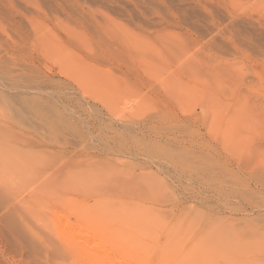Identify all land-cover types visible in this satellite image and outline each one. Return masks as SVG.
<instances>
[{"label": "rangeland", "instance_id": "obj_1", "mask_svg": "<svg viewBox=\"0 0 264 264\" xmlns=\"http://www.w3.org/2000/svg\"><path fill=\"white\" fill-rule=\"evenodd\" d=\"M14 2L18 3L25 14L22 21L26 25L23 30H18L13 24L0 20L1 53L12 58L20 68L29 67L26 58L32 57L37 70L51 75L53 82L34 90L32 83H24L20 90L24 93L17 90V93L8 92L7 98L0 96V127L8 129L10 136L17 138L16 143L20 146H25L26 143L36 145L31 150L34 154L44 150L39 147L41 143L58 141L56 148L61 151L66 149L64 159L70 170L80 172V175L85 171L89 177L99 176L91 177L92 181L102 179L96 185L97 180L92 183L86 177L87 180L90 179L91 186H97L95 189L94 186H87L81 193L69 191V195L63 196L64 199L57 197V200L50 201L55 200L53 203L42 204L39 208L30 202V191L34 190L35 184L30 188L25 186L22 190L18 188L19 190L8 191L7 200L0 202V264H85L68 245L69 241L64 235L67 222L73 226L98 227L96 232L99 241L106 242L108 247L117 243L116 248L113 245L115 250L123 254L147 257L150 264H264V181L261 182V175L258 174L264 173V117L261 115L260 118L258 113L262 110L264 112V0ZM32 12L35 16L30 15ZM30 16L36 22L29 24ZM35 28L41 31L44 28V32L48 28L52 32L50 45L53 48L49 52L41 42L37 44L39 34ZM89 30L100 33L102 39L112 38L110 43L113 48L110 50L114 51L113 56L117 55L113 62L105 63V60H99L102 58L99 55L100 49H93L100 57L97 59L100 63L94 61V65H98L99 70L104 71L107 77L104 76V81L99 86L100 90L106 86L103 93L95 86L93 87L97 90L91 87L95 93L87 88L89 94L85 93L86 96L96 95L92 100L95 99L97 103H89L90 106L79 93V84L75 79L73 83V77L69 79L70 77L63 75L59 65L62 58L59 52L61 47L78 48V43L88 33L94 39V34ZM126 37L141 39L146 45L156 47L150 53L160 66L146 70L140 62L141 57L135 60L137 51L124 41ZM96 43L99 45L103 42L95 38L93 47ZM193 55L199 56L198 59L203 61L198 67L199 72H196L199 77L189 74L188 67L180 64L183 59ZM167 58L169 61L177 58L178 63L170 61L173 63L171 65L169 61L166 62ZM177 75L182 79L181 83L176 78ZM173 76L176 77L173 79ZM170 83L172 86L174 83L176 85L170 87ZM184 84L188 86L186 88L194 87L197 90L193 89L192 94L186 88L178 89ZM214 91L220 92L217 95L222 102L215 97L217 95ZM63 93L72 97L68 108L61 107L60 114L70 117L75 111H80V114L88 118L101 113L120 124L127 121L128 114L134 113V109L141 105L142 110L134 115L137 122H151L154 118L161 121L162 125L159 123L158 126L175 127L184 142L183 147L193 150L195 154L200 151L208 154V165L195 160L200 169L198 173L194 171L178 175L179 173H175L167 165L162 166L156 159L146 161L136 155H100L98 143L92 138L98 134L97 131L94 132L95 129L84 124V130L82 126V129L78 127L73 130L66 124L61 125L63 122L60 121L59 114L54 111L56 115L52 114L49 103ZM97 96L101 97L100 101L96 100ZM242 97L250 99L251 107L261 108L258 112L253 108L252 143L251 147L248 145L245 148L242 145L240 147L239 143H229L231 132L236 134L239 129L219 122L222 116L223 119L231 116L230 106L238 102L244 103ZM45 112L47 115L51 114V119L52 116L53 119L57 117V121H42ZM65 129L69 133L74 131L71 134H76L81 139L86 137L84 140L75 139ZM243 132L244 130L239 134L246 135ZM22 137L25 139L22 140ZM148 138L149 136L145 138L146 141H149ZM194 157L192 155L196 159ZM93 161H97L98 166ZM250 168L254 169V178L251 177ZM107 170L116 171L113 173L118 175V183L115 182L116 176ZM105 173H108L106 178ZM141 177L151 185L143 186V182L139 181ZM107 178L112 183L109 187ZM5 179L7 177L3 180ZM222 182L225 185L219 188L218 183ZM235 188L244 195L249 190L255 192L252 199H255L256 211L250 208L244 198L232 193ZM68 200L73 202L74 207L77 204L75 209L79 211L74 209L72 203L66 204ZM230 247L231 251L228 253ZM93 248L99 250L98 246Z\"/></svg>", "mask_w": 264, "mask_h": 264}, {"label": "bare ground", "instance_id": "obj_2", "mask_svg": "<svg viewBox=\"0 0 264 264\" xmlns=\"http://www.w3.org/2000/svg\"><path fill=\"white\" fill-rule=\"evenodd\" d=\"M23 10H24V8H23ZM27 10H29V9H27ZM24 15L25 14L22 13L21 9L18 6V3L16 4L14 2V0H0V20L5 21V23H8L9 25L13 24L14 27L16 26L15 29L23 30L24 25H26L22 21V18L24 17ZM30 15L35 16L33 14V12ZM34 18H38V17H34ZM31 22H36V21H33V17L30 16V18L28 19V23L32 24ZM36 24H39V23L37 22ZM0 27H1V22H0ZM38 27H40V26H38ZM35 30L38 32L37 34H39V36H37V40H36L37 44H38V42H41L42 46H45L46 51L49 52L50 49L53 48L52 45H50L52 43V32L48 31L49 30L48 28H47L46 32H44L45 31L44 28L42 31L38 30L36 28H35ZM89 31L91 32V30H89ZM94 31L97 32L98 29L94 30ZM95 32L94 33L91 32V33L94 34L96 39L103 42L101 44L99 43V45L96 43L100 48L96 47L97 45L95 47H93V45H95L94 44L95 38L93 39L92 34L88 33L87 35H84L83 37H82V35H80L82 37V40H80L81 43H78L80 45L78 48L70 49V48L61 47V49L59 50V52L61 53V57H62L60 59L59 65H60V69H61L63 75H65L66 77H70L69 79H71L73 77L72 81L75 79L74 81H76V83L79 84V86H80V89H79L80 92L79 93H81L83 100L85 102H87L88 105H89V103L92 104V102L93 103L96 102L95 99H94V101L92 100L93 97L95 98L96 95L95 96L91 95L92 98H91V96H86L85 93H87V95L89 94L88 93L89 90L87 88L90 89V92L91 91L93 92L94 91L93 89L97 90V88L100 90L99 86H101V83H103V81H104V76H106V74L103 73L104 71L101 72L100 71L101 69L99 70V67H97L98 66L97 64H96L97 66L94 65V61L97 63H100L97 60L100 57L97 56L98 52H95V53L93 52V49H96V51H97V49L98 50L100 49L99 52L101 54L99 53V55H101L102 58H100L99 60L101 62H102L101 59L105 60L106 61V62L104 61L105 63H107V62L110 63L109 61L113 62L114 58L117 59L116 58L117 55L113 56L114 51L112 50L113 51V53H112V51L110 50V48L112 47V44L110 43L112 41L111 40L112 38L111 39L109 38L110 39L109 40L105 37L106 36L105 35L104 36L105 38H103L104 39V41H103V39L99 36L100 33L96 34ZM110 32H112V30ZM110 32L108 31V34ZM103 33H105V32H103ZM111 34H112V37H114L113 33H111ZM111 34H109V35L111 36ZM85 36H87V37H85ZM110 36H108V37H110ZM34 41H35V39H34ZM124 41L126 43H128L130 46H132L133 47L132 49L134 51H137L138 56H135V60L138 59L139 57H141L140 62H142L144 64L146 70H150L151 68H153V66H160V64L158 62H156L155 59H153L152 54L150 53L153 50H156L155 49L156 47L153 48L151 45H146L147 43L141 39H132V38L126 37V39H124ZM31 42H33V41H31ZM31 45L32 44H30V46ZM102 47L107 48L109 50L102 49ZM167 55H168V53H167ZM193 57H195V56L193 55L189 58L183 59V61H181L180 64L187 66L189 74L196 76L197 75L196 72L198 71V67H200V65L203 64V61L201 62V60L198 59L199 56L195 57L194 60H191V58H193ZM169 58H170V56H169ZM26 59H27V64L29 65V67L20 68L18 65H16L17 64L16 62L12 61L13 60L12 58L8 57L7 55H3V53H1V49H0V96L1 97L7 98V93L10 91H14V92L16 91V93H17L18 92L17 90H19V92H22L20 90H21V87L24 83H26V84L32 83L33 84L32 90L40 89L43 86H48V83L52 84L53 77H51V75L48 76L47 74H43L42 72H39V70H37V68L35 66V63H34V60L32 57L31 58L27 57ZM176 60H178V59L176 58ZM132 61H133V57H132ZM168 61H169V59L166 62L169 63L171 61V59L169 62ZM175 61L172 60L171 62L174 63ZM12 62H14V63H12ZM171 62H170V64H171ZM161 63H163V62H161ZM27 64L25 66H27ZM103 65H105V64H103ZM101 66H100V68H101ZM16 67H18V68H16ZM102 77H103V79H102ZM175 77L176 76H173V79ZM178 77L179 76L177 75L176 78L180 79V77L179 78ZM197 77H199V76L197 75ZM182 78H183V76H182ZM193 78L195 80H197L195 77H193ZM109 80H111V79H109ZM181 80L182 79L179 80L180 83H181ZM74 81H73V83H74ZM179 81L177 82L178 85H179ZM62 83H63V81H62ZM107 83H110V82H107ZM98 84H100V85H98ZM110 84H108V85L110 86ZM170 84H171L170 85V87H171L172 83H170ZM174 84L172 87H174ZM185 84H184V86H181V87L179 86L180 88H178V89H181L182 87L183 88L188 87ZM103 85L104 84H102V86ZM93 86H95L97 88H94ZM128 86L129 85H127L126 88H128ZM91 87H93L92 90H91ZM114 87H115V85H114ZM104 88H106V86ZM104 88H102V90H100V91H102L100 93H103ZM193 89H195L194 91L197 90L194 87H192V89L186 88L185 90H188V92L191 90L190 93H192ZM172 91H173V89H172ZM22 93H24V92H22ZM94 93H95V91H94ZM218 93H220V92L214 91L215 95H217ZM232 94H233V92H232ZM68 95H70V94H66V93L60 94L59 97H57L54 101L49 103L48 107L51 108L52 112L54 111L57 115L59 114L58 117H59L60 121L63 122L61 125L66 124L68 126V128L72 127V129L74 128L73 130H77L76 128H78L82 125L84 126V124H88V126L91 127V129L92 128L95 129L94 132L97 131L98 134L94 137L92 136V138L96 139V141L98 143V153L100 155L105 156V154H107V155L114 154V155H118V156H122V157L136 155L138 157H143L146 161H148L150 159L154 161L156 159V160H158L159 163L162 164V166L167 165L175 173H179L178 175H183V174H187L190 172L194 173V171H196L198 173L200 169H199V166H197L195 164V160L197 161V163L201 162L200 164L208 165V162H209L208 161V154H206L205 152H204L205 154H202L201 151L198 154H195L193 150H190V149L183 147L182 146L183 141L180 139V137L178 135L179 131L175 127H173V126H168V127L158 126V124L161 121L154 119V118H153V120H151V122H145V121L144 122H137L136 119H134L135 118L134 115H135V113L137 114L142 110L141 105H139V107L134 109V113L131 112L130 114H128V116L126 117L127 121H122V122L120 121L121 122L120 124H116L115 123L116 121L110 119L111 117L107 118L106 116H104V114H101V113H99V115L101 114L100 116L97 114L98 116H94V117L92 116L89 118L84 116L83 114H80V111L79 112L75 111L76 113L73 112L71 117L66 116L67 114L65 116L63 114L61 115L60 114L62 111L61 107L68 108V104H70V102H71L70 97H72V96H68ZM221 96H222V94H221ZM215 97L218 98L222 102L221 97L219 95H217ZM215 97H213V98H215ZM82 98H81V100H82ZM97 98H98V96L96 97V100L100 101L101 97L98 98L99 100ZM243 98L244 97H242V99ZM103 100H101V101H103ZM143 101H144V99H143ZM216 102H218V101H216ZM243 102L244 103L238 102L236 105L233 104L232 106H230V109L232 110V111L229 110L231 112L230 113L231 116H227V117H225V119H223V116H222L223 120L219 119V122H221V123L223 122L224 124H227V126H229L230 128L232 126L235 129H239L238 133H236V134H233L231 132L230 137H229V139H230L229 143H232L233 145H234V143L235 144L239 143L240 147L242 145V147L245 148L244 146H248V145L251 147V143H252V141H251L252 140L251 115H252V112L254 111L253 108L256 111L258 109H260V111H261V108L258 107V109H256L255 106L251 107L250 106V99L247 100L244 98ZM100 103H98V104H100ZM213 105H215V104H213ZM261 105H260V107H261ZM93 106H94V104H93ZM93 106H92V108H93ZM216 108L219 110L218 106H216ZM263 108H264V106H263ZM54 112L52 114H54ZM258 113L260 115V118H261V115L264 117L263 110L261 113L260 112H258ZM56 114H54V115H56ZM43 115H42L43 116L42 121H45L46 123H48V122L53 123V121L51 122V120L54 118V116H52V119H51L50 118L51 114L49 115V113H48V115H49L48 116L47 113L45 112V113H43ZM129 115H130V117H129ZM138 115H140V114H138ZM218 116H220V115L218 114ZM162 117L163 116H161V118ZM157 118H159V116ZM164 118H163V120H164ZM55 119H53V120H55ZM57 119L55 121H57ZM253 121H254V119H253ZM160 124L162 125V123H160ZM56 125H57V123H56ZM83 126H82V128L84 130ZM72 129H70V131H73ZM242 130H244L243 133H246V135L242 134V133L239 134L240 132H242ZM66 131H68V130H66ZM73 132L69 133V131H68L70 136L72 135L73 137H75V139L76 138L81 139L80 137L76 136V134H75V136H74V134H71ZM94 132L92 131L91 133H94ZM83 133H85V132H83ZM86 133L88 134L89 132L86 131ZM91 135H93V134H91ZM146 135L149 136V138H150V139L148 138L149 141H146V139H145L147 137ZM12 137L10 136L8 129L5 130L4 128L2 129V126L0 127V187L2 188V189L0 188V202L2 200H4V202H5V200H7L6 194L9 193L8 191H10V190L14 191V189H18V188L21 189L25 186H27V187L29 186V188H30L33 184H35V185H33V186H35L34 190L32 189L33 191H30V192H32L31 193L32 197H31L30 202H31V204H34V206H38L37 208H39L42 206V204H48L52 199H56L57 197L59 199V198H62L63 196L65 197V195H69V194H67L69 191L70 192L73 191L74 193H75V191H79V192L84 191L85 187L87 189V186H89L90 188L94 186L93 189H95V186L99 184V183L97 184L98 180L102 179V177L97 179L99 176L98 177L95 176L97 178L93 179V181H92V178H95V177L93 175H91L92 178L89 177V175H88L89 172L87 174L88 176H86V174L84 173L85 171L84 172L81 171V172H83L81 174L82 175L81 176L80 172H75L74 170H70L67 167L69 165H67L66 160L64 159V157L66 156V149L64 148L61 151V150L56 148V146H57L56 144L58 141H50L48 139L49 140L48 142H43L39 146V147L43 148L44 150L39 151V153L37 152L34 154L32 151H33L34 146H36V145L32 146L31 144L26 143L25 146L22 145V146H24V148H23L18 143H16L17 138L14 139ZM85 137H82L81 140H84ZM24 139H25V137L22 140H24ZM64 142H65V140L63 141V143ZM66 142H67V140H66ZM79 145H81V144H79ZM95 145H97V144H95ZM93 148H94V146H93ZM254 148H256V146ZM260 149L262 150L263 148H260ZM244 151H246V149ZM257 151L258 150L256 149V152ZM263 151H264V149H263ZM253 152L255 153V151H253ZM259 153H257V154H259ZM251 154H253V153L251 152ZM76 155H79V153H77ZM76 155H75V157H76ZM154 155H156V156H154ZM192 155H195L194 158H196V159H193ZM88 156H90V155H88ZM88 158H86V160H90ZM104 159L105 158H103V160ZM110 161H113V160L110 159ZM92 163H95V161H93ZM71 164L72 163H70V165ZM95 164L98 166L97 161ZM95 164H93V165L95 166ZM101 166H102V164H101ZM109 166H110V164H109ZM251 168H253V167H251ZM251 168H250V170H251L250 174H251V177L254 178V169H251ZM91 170H93V169H91ZM103 171L106 172V170H104V169H103ZM103 171H102V174L104 173ZM109 171L112 173L114 172L113 170L112 171L109 170ZM109 171H108V173H109ZM162 172H164V171H162ZM202 172H204V170ZM202 172H201V174H202ZM261 173H263V172H261ZM261 173H258V174L261 175V177H259V178L262 182V181H264V178H263L264 173L263 174H261ZM107 174H106L105 178L107 177ZM118 174H120V173H118ZM112 175H114V177L116 176L117 179L115 178L116 179L115 182L118 183V175H116L114 173ZM112 175L109 174L108 176L112 177ZM199 175H200V173H199ZM5 177H7V179L3 180ZM86 177L90 178L91 180L90 179L89 180L92 183H94V181L97 180L95 182L96 185L93 184L91 186L92 183L89 180H87ZM114 177H112L113 180H114ZM108 179H110V178H107L106 180H108ZM110 180H108V182H109L107 184L108 187L110 186V184H112L110 182ZM34 181H37V183ZM105 181H102V182L104 183ZM139 181L143 182V186L148 185L147 181H144V178L142 179V177H141V180H139ZM223 182L218 183V184H220L219 185L220 187L218 186L219 188L224 187L225 184ZM104 184H106V182ZM126 184H127V182H126ZM103 185H102V188H103ZM149 185H151V183H149ZM232 193L234 195H236V197L240 196L241 198H244V200L248 202L250 208L254 209V211H256V202H255V199H252L254 197L252 194H255V192L249 190V191H247V195H244L241 191H239L237 188H235ZM9 197L10 196H7V198H9ZM64 197H63V199H64ZM53 201H55V200H53ZM53 201L50 203H53ZM76 202L77 201H75V203ZM67 203H70V201L66 202V204ZM71 203L73 206V202H71ZM25 206H26V204H25ZM43 207H44V205H43ZM75 207H77V204ZM75 207H74V209H75ZM3 209H4V207H3ZM77 210L79 211V209H77ZM41 211H40V213H41ZM37 213H38V211H37ZM8 214H9V212L6 215H8ZM8 218L11 220L10 216H8ZM89 227L90 226L87 227V226H83V225L82 226L81 225L73 226L71 223L67 222V228H66V230H64L65 231L64 235L66 236V239L70 243V244L68 243V245H70L72 250H74L77 253L80 260L84 261L85 264H150L149 261H147L148 260L147 257L139 256L136 254H123V253L115 250L117 243H115V244L112 243V246L109 245L111 247H108V245H106L107 244L106 242L104 243L103 241H99L100 239L97 238L98 236H97L96 229L98 227L95 228V226H94L93 227L94 229L89 228ZM94 230H95L96 234H95ZM99 237H100V235H99ZM113 245L115 246V248ZM97 246H98L99 250L97 248H95V249H97L98 251L93 248V247H97ZM91 248H93V250ZM59 249H60V251H62L61 246L59 247ZM230 249H231V247L229 248V252H228V249L226 251L228 253H230V251H231ZM56 251L59 252V250L57 248H56ZM235 254L236 253H234V255ZM231 255H233V253ZM231 258H233V256ZM82 264H83V262H82ZM157 264H163V263L158 262Z\"/></svg>", "mask_w": 264, "mask_h": 264}]
</instances>
